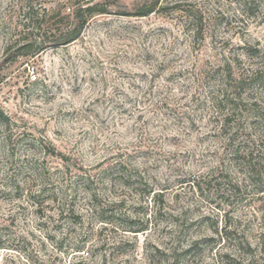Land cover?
<instances>
[{
  "label": "rangeland",
  "instance_id": "374dc122",
  "mask_svg": "<svg viewBox=\"0 0 264 264\" xmlns=\"http://www.w3.org/2000/svg\"><path fill=\"white\" fill-rule=\"evenodd\" d=\"M79 1L0 0V264H264V0H92L15 55Z\"/></svg>",
  "mask_w": 264,
  "mask_h": 264
},
{
  "label": "trees",
  "instance_id": "16d2710c",
  "mask_svg": "<svg viewBox=\"0 0 264 264\" xmlns=\"http://www.w3.org/2000/svg\"><path fill=\"white\" fill-rule=\"evenodd\" d=\"M91 2L92 0H84V2H78V5L74 9V11L70 15H68L69 18L72 17L74 19L76 25L74 27L68 28L67 30L62 27L53 29L52 26H50V23L46 20V16L49 14L46 8H44L42 14L38 13L42 18L40 21L34 20L33 22H31V20H33V14L30 11L27 14L29 23H27L26 26H33L32 32H34L35 30H39V33L37 34L41 36L39 38H32V36L30 35V39L22 43L16 41V44L14 45L15 55L18 57L32 55L36 54V52H33V48H35L36 46H38V51H40L41 49L47 48L50 45L58 46L68 44L73 40H76L86 26L89 18L96 13L104 12V9L99 8L101 3L95 2L91 4ZM154 8L155 5L149 6L148 9L144 11H138L135 15H148L154 11ZM41 30H43V34L40 33ZM48 32L51 33L52 37L48 36Z\"/></svg>",
  "mask_w": 264,
  "mask_h": 264
}]
</instances>
